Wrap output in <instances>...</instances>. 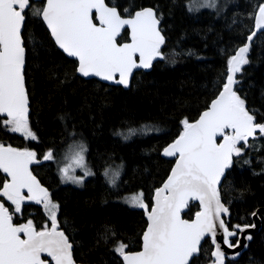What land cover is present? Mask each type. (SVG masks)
<instances>
[{"label": "trees", "instance_id": "1", "mask_svg": "<svg viewBox=\"0 0 264 264\" xmlns=\"http://www.w3.org/2000/svg\"><path fill=\"white\" fill-rule=\"evenodd\" d=\"M191 1L107 0L123 16L154 8L166 38L164 59L150 72L136 73L128 90L79 77L77 62L56 47L41 19L25 10V84L29 126L37 139L11 132L3 124L0 144L36 152L41 162L32 172L59 205L58 224L73 243L77 263L123 264L114 251L117 241L127 245L125 252L142 248L144 209L129 208L119 199L142 191L150 209L155 191L174 165L162 157L163 149L181 134L183 120L196 121L217 97L226 82L228 59L245 45L257 9L264 4V0H220L216 9L194 12L189 11ZM31 6H42V0ZM127 40L125 31L119 42ZM246 59L237 72L235 91L256 121L264 122V33L256 37ZM5 119L0 115V121ZM129 129L137 131L127 140L116 135ZM257 137L241 156H234L220 196L229 210V225H252L255 212L262 228L237 260L225 258L224 264H264V137ZM78 139L87 145V163L93 171L82 188L63 185L58 175V163ZM49 150L55 159L43 160ZM119 164L122 176L112 187L104 172ZM4 179L0 172V184ZM0 202L10 205L4 197ZM198 211V204L190 203L183 217L192 220ZM29 219L38 229L49 224L43 207L34 202L23 204L13 223ZM228 239L234 242L236 237ZM212 250L211 244L205 246L197 264H210Z\"/></svg>", "mask_w": 264, "mask_h": 264}, {"label": "snow or ice", "instance_id": "2", "mask_svg": "<svg viewBox=\"0 0 264 264\" xmlns=\"http://www.w3.org/2000/svg\"><path fill=\"white\" fill-rule=\"evenodd\" d=\"M198 6L214 7V2L193 0L189 11ZM26 9L46 23L59 48L69 57L77 58V70L85 77L96 76L128 87L134 69L150 68L154 59H164L161 52L164 37L157 27L156 12L151 8L124 18L116 7L107 6L105 0H44L38 9L30 7V0H0V114L7 117L0 125L6 123L9 131L26 138L37 139L29 126L25 84L26 46L22 28ZM125 26L130 29L129 43L117 40ZM254 27L264 29V4L257 9ZM253 35L254 31L247 38L249 42ZM248 50L245 44L228 59L229 74L217 97L197 121L183 120L181 134L163 149L162 154L175 157L176 162L167 181L156 190L153 206L149 209L142 191L124 197L130 206L144 209L148 221L142 234L141 251L126 253L127 245L116 242L114 251L123 258L124 264H197L208 244L213 246L210 255L214 259L210 264H224L226 255L217 241L218 230L223 235L222 243L236 248L240 246V233L255 226L226 222L229 210L221 202L218 188L233 157L241 156L250 146L249 139L255 142L257 133L264 137V122L256 121L244 99L233 90L235 74L241 65L248 63ZM136 131L129 129L116 135L127 140ZM86 151L82 142L70 147L65 158H70L72 163L60 168L63 182L82 184L84 178L93 174L85 163ZM36 157L35 151L0 144V172L7 174L0 184V197L11 202L8 207L0 202V264H47L42 254L51 257L55 264H74L73 243L59 229V205L30 170V165L41 162ZM54 159L51 150L43 155V160ZM76 168L82 170V176L75 174ZM121 168L104 172L113 187ZM25 201L42 205L51 227L46 224L38 229L31 219L14 224L13 216L21 213ZM189 201H198L202 208L191 221L181 218ZM229 237L236 240L230 241ZM245 238L250 240L251 236Z\"/></svg>", "mask_w": 264, "mask_h": 264}, {"label": "water", "instance_id": "3", "mask_svg": "<svg viewBox=\"0 0 264 264\" xmlns=\"http://www.w3.org/2000/svg\"><path fill=\"white\" fill-rule=\"evenodd\" d=\"M105 4L107 5V6H109V7H113L114 5H110L108 2H107V0H105ZM114 7H116V6H114ZM146 8H151V7H145V8H142V9H146ZM116 9H117V11L118 12H120L119 11V9L116 7ZM142 9H139V10H142ZM151 9H153L155 12H156V10L154 9V8H151ZM139 10H137V11H139ZM136 12V11H135ZM134 12V13H135ZM133 13V14H134ZM121 14V13H120ZM95 15H96V13H95V10H93V17H95ZM156 15H157V12H156ZM122 17H124V18H128V17H130V16H123V15H121ZM157 18H158V15H157ZM41 19V18H40ZM158 20H159V23H158V25H157V27H158V29L160 30V32H161V35L164 37V43L161 45V52L163 53V48H164V45H165V43H166V38H165V36H164V34H163V31H162V26H161V20L158 18ZM41 21H42V23L44 24V26L46 27V29L48 30V32L50 33V30L47 28V25H46V23L41 19ZM95 22V21H94ZM23 30H24V26H23V28H22V35H23ZM125 31H127L128 32V40L127 41H124V42H122V43H129L130 42V35H129V33H130V29L127 27V26H125V28L124 29H122V31H121V35L117 38V40H118V42H119V39L121 38V36L123 35V33L125 32ZM254 32H255V35H253L252 36V39H251V41L249 42L248 40L246 41V43L245 44H248V46H249V50H248V52H247V54L249 53V51H250V49H251V47H252V44H253V42L255 41V39H256V37L258 36V35H260V34H262V33H264V29H256L255 27H254V30H253ZM50 36H51V34H50ZM51 38H52V40H53V42L55 43V40H54V38L51 36ZM55 45H56V47L67 57V58H69V59H71V60H75L76 62H77V69H78V64H79V62H78V60H77V58H75V57H69L61 48H59V46L55 43ZM243 46H245V45H243ZM242 47V46H241ZM246 54V55H247ZM25 59H26V55H25ZM163 59H160V58H156V59H154L153 60V62H152V66L150 67V68H140V69H134L133 70V74H132V77L130 78V80H129V85H128V87H124L123 85H119V84H116V83H114L113 81H105V80H103V79H101L100 77H96V76H88V77H85V76H83L81 73H79L78 72V70L76 69V73H77V75L79 76V77H81V78H83V79H85V80H97V81H99V82H101V83H103V84H106V85H109V86H113V87H122V88H124V89H126V90H128L130 87H131V83H132V80H133V78H134V76H135V74L136 73H138V72H141V71H143V72H150L151 70H152V68H153V66L157 63V62H159V61H162ZM25 67H26V63H25ZM228 74H229V72H228ZM234 79L235 80H237V73L235 74V77H234ZM235 88H236V83L233 85V90L235 91ZM26 90H27V88H26ZM28 99H29V96H28ZM28 107H29V112H28V119L30 118V102H29V105H28ZM207 110V109H206ZM205 110V111H206ZM204 112V111H203ZM202 112V113H203ZM201 113V114H202ZM1 116H3V117H6L4 114H0ZM201 116V115H200ZM199 116V117H200ZM199 117H198V119H199ZM7 118V117H6ZM197 119V120H198ZM196 120V121H197ZM195 122V121H194ZM258 134L259 133H257V136H258ZM218 140H219V138H218ZM249 141H252V138H250L249 139ZM4 146H10V145H4ZM12 147V146H11ZM13 148H15V147H13ZM18 149V148H17ZM20 150H24V149H20ZM163 153V152H162ZM162 157H164L165 159H167V160H172V161H174V165H173V168H174V166H175V162H176V158L175 157H166V156H164L163 154H162ZM233 159H234V157H233ZM36 164H38V163H34V164H32V165H30V170L32 171V168H33V166H35ZM172 168V169H173ZM228 169L229 168H226L225 170H224V174L221 176V178H220V183H219V185H218V188H219V190L221 189V187H222V185H223V183H224V180H225V178H226V175H227V172H228ZM5 177L7 176V174H5V173H3V172H1ZM32 174H33V172H32ZM171 174V173H170ZM34 175V174H33ZM35 176V175H34ZM170 176V175H169ZM36 177V176H35ZM8 179H10V177H8ZM36 179H37V177H36ZM168 179V178H167ZM167 179H166V181H167ZM38 180V179H37ZM39 181V180H38ZM165 181V182H166ZM40 182V181H39ZM164 182V183H165ZM163 183V184H164ZM41 184V183H40ZM163 184L159 187V188H161L162 186H163ZM41 186H43L42 184H41ZM43 187H45V186H43ZM46 188V187H45ZM158 188V189H159ZM49 192V191H48ZM156 192V191H155ZM25 194H27L26 193V190H25ZM154 197H155V193H154V195H153V199H152V206H153V204H154ZM220 198H221V196H220ZM221 202L222 203H224L223 202V200H222V198H221ZM190 203H195V204H198V206H199V202L198 201H189V204ZM225 204V203H224ZM151 206V207H152ZM189 206V205H188ZM226 206V205H225ZM150 207V208H151ZM188 208V207H187ZM187 208H185V209H183L182 210V212H181V218L182 219H185L184 217H183V212L187 209ZM202 210V208L199 206V211H201ZM259 211H261V210H259ZM258 211V212H259ZM144 213H145V218H146V220H147V215H146V212H145V210H144ZM194 218H195V216H194ZM193 218V219H194ZM192 219V220H193ZM189 221H191V220H189ZM147 224H148V221H147ZM252 225H255L254 227H249L245 232H243V233H240V246L239 247H236V248H228L226 245H224L223 243H222V241H223V235H222V233L218 230V233H217V241L218 242H221V248H222V250L225 252V255H226V258H229V259H231V260H237L239 257H240V255H241V253L247 248V246H248V243H249V241L251 240H248V239H246L245 237L246 236H251V238H252V236L253 235H255V234H258L260 231H261V228H262V225H261V220L259 219V217L257 216V214L254 216V218H253V223H252ZM147 227V226H146ZM59 229L60 230H62L60 227H59ZM146 230V229H145ZM21 238H25L23 235H21ZM207 239V238H206ZM142 243H143V241H142ZM203 243V242H202ZM142 250V248L139 250V251H141ZM72 252H73V250H72ZM136 252H138V251H136ZM126 253H132V252H126ZM41 258L42 259H45L46 261H47V264H49V262H51L52 264H55V261L54 260H52V258L51 257H47L46 256V254H42V256H41ZM73 260H74V264H81V263H77L76 261H75V259H74V253H73ZM122 261H123V258H122ZM123 264H124V262H123ZM190 264H191V262H190Z\"/></svg>", "mask_w": 264, "mask_h": 264}, {"label": "rangeland", "instance_id": "4", "mask_svg": "<svg viewBox=\"0 0 264 264\" xmlns=\"http://www.w3.org/2000/svg\"><path fill=\"white\" fill-rule=\"evenodd\" d=\"M32 1H33V3L35 2V1H40V0H30V7L31 8H34V9H38V8H40V7H36V6H31V3H32ZM213 2H214V7H197L195 10H193L194 12H198V11H201V10H206V9H216L218 6H219V3H220V0H213ZM193 6V0L189 3V8L190 7H192ZM26 10H28V9H26ZM7 119H5L4 121H6ZM5 125L7 126V128H9L10 126L9 125H7L6 123H5ZM17 133V132H16ZM20 134V133H19ZM80 142H82L85 146H86V148H87V145H86V143L84 142V141H82L81 139H78V140H76L73 144H77V143H80ZM72 144V145H73ZM71 145V146H72ZM70 146V147H71ZM70 147H69V149H70ZM69 149L67 150V152L66 153H68V151H69ZM65 153V154H66ZM84 156H85V163H86V165L89 167V165H88V163H87V151L84 153ZM70 163H72V161H71V159L70 158H65V155H64V157H63V159L58 163V175H59V177H60V179H61V176H62V174H61V172H60V168H62V167H64V166H67L68 164H70ZM118 166H122L121 164H119V165H117V166H115V167H111V168H109V169H115V168H117ZM90 168V167H89ZM91 169V168H90ZM108 170V169H107ZM91 172L93 173V171H92V169H91ZM122 172H123V166H122V168H121V171H120V176H119V178H118V180H117V182H116V186L115 187H117L118 186V184H119V182H120V178H121V176H122ZM75 174L77 175V176H82L83 175V172H82V170L81 169H79V168H76V170H75ZM93 176V174L92 175H89V176H87L86 178H84V180H83V183L82 184H76V183H71V182H63L62 181V179H61V183L63 184V185H72V186H75V187H78V188H82V187H84V184H85V182H86V180H88L89 178H91ZM105 176V175H104ZM106 178V180L108 181V178L107 177H105ZM108 183H109V181H108ZM110 184V183H109ZM111 185V184H110ZM112 186V185H111ZM113 187V186H112ZM134 194H138V193H134ZM131 195H133V194H125V195H123L120 199H119V201L122 203V204H124V205H126V206H128L129 208H132V209H141V208H137V207H132V206H130L128 203H126L125 201H124V197H126V196H131ZM143 199H144V196H143ZM10 202V201H9ZM30 201H25L23 204H26V203H29ZM144 202H145V199H144ZM11 203V202H10ZM146 203V202H145ZM22 204V205H23ZM42 206V205H41ZM46 212V211H45ZM57 217H58V213H57ZM50 221V220H49Z\"/></svg>", "mask_w": 264, "mask_h": 264}, {"label": "flooded vegetation", "instance_id": "5", "mask_svg": "<svg viewBox=\"0 0 264 264\" xmlns=\"http://www.w3.org/2000/svg\"><path fill=\"white\" fill-rule=\"evenodd\" d=\"M41 1V0H40ZM44 4V0H42V5ZM48 226L49 227H51V222L49 221V224H48ZM59 227H60V225H59ZM21 235H23V234H21Z\"/></svg>", "mask_w": 264, "mask_h": 264}]
</instances>
